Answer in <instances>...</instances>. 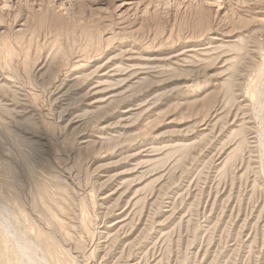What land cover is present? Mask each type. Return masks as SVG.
<instances>
[{
	"label": "rangeland",
	"instance_id": "1",
	"mask_svg": "<svg viewBox=\"0 0 264 264\" xmlns=\"http://www.w3.org/2000/svg\"><path fill=\"white\" fill-rule=\"evenodd\" d=\"M264 264V0H0V264Z\"/></svg>",
	"mask_w": 264,
	"mask_h": 264
},
{
	"label": "clouds",
	"instance_id": "2",
	"mask_svg": "<svg viewBox=\"0 0 264 264\" xmlns=\"http://www.w3.org/2000/svg\"><path fill=\"white\" fill-rule=\"evenodd\" d=\"M29 264H43V260H42V258H38L36 260L30 259Z\"/></svg>",
	"mask_w": 264,
	"mask_h": 264
}]
</instances>
